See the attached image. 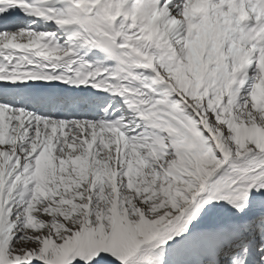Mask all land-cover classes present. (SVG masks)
Here are the masks:
<instances>
[{"label":"snow or ice","instance_id":"6c2138e0","mask_svg":"<svg viewBox=\"0 0 264 264\" xmlns=\"http://www.w3.org/2000/svg\"><path fill=\"white\" fill-rule=\"evenodd\" d=\"M0 264H264V0H0Z\"/></svg>","mask_w":264,"mask_h":264}]
</instances>
